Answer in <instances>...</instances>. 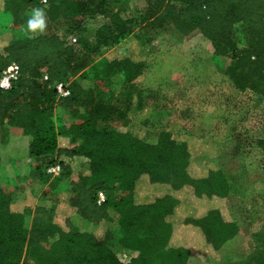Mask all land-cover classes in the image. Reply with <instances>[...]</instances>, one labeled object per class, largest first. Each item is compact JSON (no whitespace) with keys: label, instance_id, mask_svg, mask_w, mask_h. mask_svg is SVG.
Instances as JSON below:
<instances>
[{"label":"trees","instance_id":"obj_1","mask_svg":"<svg viewBox=\"0 0 264 264\" xmlns=\"http://www.w3.org/2000/svg\"><path fill=\"white\" fill-rule=\"evenodd\" d=\"M120 8L110 0H0V10L11 14L14 27L27 25L30 13L41 9L52 23L67 20L65 36L79 35L88 19L103 16L109 23L100 27L98 39L119 41L114 58L104 56L92 65L79 54L80 40L69 45L60 33L32 40L13 37L0 44V76L13 63L21 69L10 90L0 89V137L10 130L32 134L30 156L36 165L31 177L49 184L43 198L55 203L50 209L36 208L42 216L30 229L26 220L34 207L16 203L0 186V264H190L208 248L213 257H227L226 264H264V247L233 249L239 241L248 243L249 234L229 213L233 185L226 165L220 166L172 118L155 140L141 134L150 120L166 118L160 112L166 106L155 112L148 87L140 84L152 70L146 57L155 51L159 32L171 26L183 36L202 34L215 55L230 60L225 74L233 85L264 99V0H148L136 19L123 17ZM135 27L155 36L144 42ZM239 29L248 40L244 46L236 36ZM98 65H104L106 75L122 73L131 93L126 109L83 86L88 70ZM59 82L70 83L69 97L58 98ZM58 107L74 116L83 108L87 118L60 124ZM114 117L125 125L100 127ZM258 145L264 150V139ZM77 157L87 158L89 167L79 181H71L69 191L58 190L60 182L72 179ZM56 163L62 173L53 178L47 169ZM101 191L107 197L100 205ZM111 210L126 232L121 247L138 253L129 263L109 245L114 239L108 226ZM76 214L97 225L98 233L76 231L71 219ZM145 216L172 226L166 252L156 253L152 238L131 232ZM40 220L46 223L38 225ZM181 230L190 235L176 237ZM50 235L55 240L45 247ZM237 254L243 258L233 260Z\"/></svg>","mask_w":264,"mask_h":264},{"label":"rangeland","instance_id":"obj_2","mask_svg":"<svg viewBox=\"0 0 264 264\" xmlns=\"http://www.w3.org/2000/svg\"><path fill=\"white\" fill-rule=\"evenodd\" d=\"M110 2L112 5L120 4V11L123 12L122 15L126 19H136L148 5V0H110ZM31 13L33 15V12ZM45 23L46 27L43 32L37 31L33 33L28 31L27 25L14 27L11 14L0 10V44L6 43L13 37L32 40L41 35H51L54 33H60L65 37L68 26L67 20L52 23L45 15ZM106 23H109L108 19L103 16H97L88 19L78 29L80 43L77 49L82 57L89 58L90 65L96 63L104 56L110 59L114 58L112 54L115 51L114 48L119 43L118 39H112L108 42L98 39V30ZM135 28V33L144 42L155 36L153 32ZM236 36L242 46L247 44L248 40L243 31L239 29ZM190 39L194 40L195 44H198V41L206 44V47H204L205 45L202 46L203 51L208 52L206 53L207 59L197 57L196 54L191 52L192 46L188 48L189 42H186L182 34L171 26L159 32L155 51L146 57L147 61L152 65L153 73L152 70L150 73H147L145 75L146 78L141 80L140 84L148 87L147 93L151 97L150 103H153L156 108L155 112L161 109V105L165 103L166 112L165 110L163 111V108L160 112L162 113L161 115L165 113L166 118L150 120L144 126L141 134L148 140H155L158 133L168 123H171L169 119L172 118V113L168 103H173L177 100V93L173 90L174 87L178 88L180 94L195 88L200 98L203 99L204 95L212 97V101L208 105H211L210 111L216 112V121L213 122L212 117L206 120V114H199L198 118L203 121L205 120L204 122L201 121L199 124L190 122L182 127H184L190 136L198 140L197 135H202V132L214 133L215 136L219 137H209L199 141L203 144L204 148L211 151V155L217 159V163L220 166L226 165L225 168L228 170L233 185V192L229 197L227 207L231 217L242 224L249 234V242H237L236 245H233L234 251H245L246 249L244 248L248 244L251 251L255 246L263 248L264 240L260 236L261 228L264 227V153L258 148V144L261 139H264V99L255 92H242L238 90L226 76L224 69L220 68L218 63L208 60L209 57L213 56V48L210 46L209 40L202 34L195 32L187 41ZM184 61H188V65L184 64L186 69H188L187 72L180 74L181 76L179 77H177L179 74L174 76V69L178 66L182 68ZM105 71L104 65L90 68L86 78L82 81L83 86L86 90H93L100 100L107 103L119 104V107L126 109V105L131 99V93L122 73L119 74L115 70L110 75H106ZM200 101L198 103L202 105L204 100ZM230 103L232 104V108H230ZM228 114L229 117L233 116V118H230V120L226 118ZM86 118L87 111L83 108L77 116L72 115L70 111L61 107L56 109L55 119L60 124L70 125L72 123H80ZM125 123L126 121L123 118L114 117L109 122H101L100 127H121ZM203 126H211L212 130L210 131ZM11 133L12 131H8L4 137H0V140H6ZM18 134H21L24 139H29V141L32 139V134L25 133L22 130ZM233 151L240 153H238V156L236 155L237 158L235 160H231L230 158ZM20 158L23 162L28 161L30 158L29 153L22 154ZM75 161H77L75 162L76 171L73 178L79 181L80 177L89 167V160L85 157H78ZM24 165H26L25 162ZM29 165L27 166L29 167ZM35 165L31 164V169H26L28 174L31 173ZM35 180L34 182H27L26 187H30L32 192L43 193L45 186H49V184L39 179ZM72 180L60 182L58 190L61 188L63 189L62 191H69ZM28 202L30 203L29 200ZM49 205H51V202ZM71 219L76 231L98 233V226L85 220L82 216L76 214ZM26 222L28 227L37 224V220H31V217H28ZM45 223L46 221H38V225H44ZM108 226L114 233V239L109 242V245L118 253L121 260L128 259L131 252L120 245L126 237V232L122 228L119 215L115 211L111 210V220ZM172 230L171 225L158 224L145 216L134 222L131 232L141 238H152L155 244V252L160 254L166 252ZM189 233V231L181 230L177 233L176 237L182 239L190 235ZM54 240L55 237L50 235L43 242V245L49 247ZM242 258L239 254L232 257L233 260H240ZM227 260H229L227 257H213V253L208 248L204 252L194 255L190 264H226Z\"/></svg>","mask_w":264,"mask_h":264},{"label":"crops","instance_id":"obj_3","mask_svg":"<svg viewBox=\"0 0 264 264\" xmlns=\"http://www.w3.org/2000/svg\"><path fill=\"white\" fill-rule=\"evenodd\" d=\"M31 14L32 13H30V15ZM192 36H193V34H191L189 36H183V38L186 39V42H189L188 48H190L192 46L191 52L196 54L197 57H200L202 59H207L206 53H208V52L203 51V46L205 45L204 47H206V44H203L202 41H198V44H195L194 40H191V39L187 41V39L191 38ZM200 43H202V44H200ZM209 44H211V43H209ZM210 46H212V45H210ZM212 52H213L212 53L213 56L209 57L208 60H211V61H214L215 63H218L219 65L218 64L217 65L220 68L224 69V72H225L226 68L230 64V60L228 58L215 55L214 49ZM184 64L188 65V61H184V63L182 64V68H180L178 66L174 69V71H173L174 76L176 74H179V75H177V77H179V76H181L180 74L187 72L188 69H186ZM152 73H153V70H152ZM173 90L176 91V93H177V95H176L177 100H175V102H173V103H168V106L170 107V111L172 113V119L176 123L180 124L181 126H185V125L189 124L190 122L191 123L193 122L194 124H197V123L199 124V123H201V121H203V120L198 118L199 114H206V117H205L206 120H209L212 117L213 122L216 121V115H215L216 112L210 111L211 105L210 106L208 105L212 101V99H211L212 97H207L206 95H204L203 99L200 98V95L198 94V91L195 88H193L192 90L189 89L188 91H186L182 94H180V91L176 87H174ZM150 91L153 92L152 89H150ZM174 99H173V101H174ZM200 100H204V102H202V105H200L198 103ZM229 105H231L230 108H232V104L230 103ZM226 118H228L230 120V118H233V116L229 117V114H228L226 116ZM228 119H226V120L228 121ZM204 128H208L210 131L212 130L211 126H207ZM208 129H206V130H208ZM10 131H12V133L9 136V138H7L6 140H0V186L6 192L12 194L16 203L25 204V205L34 207L32 213L29 216V217H31V220L40 219L42 214L36 213V211H35L36 208L39 206H44L47 209H50L54 206L55 203L53 201L45 200L43 198V194H44L45 190L48 189L49 186H47V185L45 186L43 193H38L36 191L32 192L30 190V187H26L27 182L36 181L35 179H33L31 177V173L28 174V172L26 170L28 168L31 169L30 165L31 164L33 165L35 162L33 160V158H31V156H30V146H31L32 139L29 141V139L27 140V139L22 138L21 134L17 135V133H20V130L19 131L10 130ZM13 132H15V133H13ZM202 133H203L202 135H199V134L197 135L199 140H204V139H207L209 137L219 138L218 136H215L214 133H212V134L206 133V132H202ZM258 148L261 150L262 153H264V150L259 145H258ZM26 152L29 153L30 158L28 161H24L26 164V165H24V162L22 161V159L20 157L22 154H25ZM232 153L233 154L230 157L231 160H235V158H237V156L240 154L239 152H235V151H233ZM75 162H77V161H75ZM28 164H30L29 167L27 166ZM74 175H75V173H74ZM74 175H73V177H74ZM26 176H28V177H26ZM73 177H72V179L75 180V178H73ZM27 178H29L30 180ZM62 190L63 189L60 188V191H62ZM229 197H228V200H229ZM28 200L30 201V203L28 202ZM228 200H227V206H228ZM50 202H51V205H49ZM240 225L243 226L242 224H240ZM32 226L33 225L30 226V229L33 228ZM260 237H261V239L264 240V227L261 228V236Z\"/></svg>","mask_w":264,"mask_h":264},{"label":"built area","instance_id":"obj_4","mask_svg":"<svg viewBox=\"0 0 264 264\" xmlns=\"http://www.w3.org/2000/svg\"><path fill=\"white\" fill-rule=\"evenodd\" d=\"M43 3H46L47 0H42ZM67 43L69 45L77 44L80 40V36L76 33L71 34L69 36H65ZM21 69L20 66L16 63L10 65L0 76V89L2 90H10L14 83L17 82L20 78ZM45 80H48V75L45 73L44 77ZM55 89L57 91V95L59 99L67 98L71 95L70 83L68 82H59L56 83ZM47 173L53 177L57 178L60 177L62 173V166L58 163L53 164L48 167ZM106 194L101 191L98 193V204H103L106 202ZM138 253L131 252L130 257L128 259L122 260L125 263H129L134 257H136Z\"/></svg>","mask_w":264,"mask_h":264},{"label":"clouds","instance_id":"obj_5","mask_svg":"<svg viewBox=\"0 0 264 264\" xmlns=\"http://www.w3.org/2000/svg\"><path fill=\"white\" fill-rule=\"evenodd\" d=\"M46 27L45 14L41 9H34L32 18L27 21V29L30 32H43Z\"/></svg>","mask_w":264,"mask_h":264}]
</instances>
